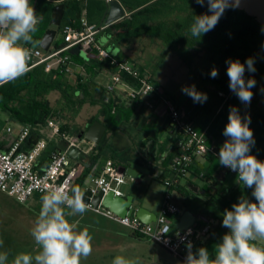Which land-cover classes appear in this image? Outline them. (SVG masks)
Returning <instances> with one entry per match:
<instances>
[{"label":"trees","instance_id":"16d2710c","mask_svg":"<svg viewBox=\"0 0 264 264\" xmlns=\"http://www.w3.org/2000/svg\"><path fill=\"white\" fill-rule=\"evenodd\" d=\"M118 1L129 11V18L125 17L124 19L126 20H121L99 31V34L104 33L109 36L112 45L118 46L126 37L146 33L162 40L167 48L175 52L181 59L183 66L192 69L194 68L192 66L207 68V70L205 69L206 76L203 90L214 99L218 107L215 117L203 120L201 123L202 129L197 128L201 131L207 130L208 145L213 148V152L204 157V159L215 163L216 167L221 168L222 166L218 163V153L220 147L223 145L222 137L223 130L228 123V109L230 108L229 106H236L237 103L235 102L238 99L229 89L228 64L226 61L239 60L243 64L248 58L254 59L256 71L254 73L245 72L244 78L245 81L250 78L256 81V85L251 91L253 95L257 96V102L252 104L253 113L250 117L251 121L254 118L259 120L257 122L259 126L264 127V106H259L262 103L264 105V99H262V95L264 94V50L260 51L264 41V27L246 12L230 8L225 11L213 30L196 39L190 34V25L194 21V16L206 13L211 14L208 12L207 2H205L204 6H201L195 0ZM31 3L35 8L36 14L41 17L40 23L37 26L38 30L33 34V43L37 40H40L41 43L44 34L50 30L49 26L52 14L58 4H64L65 6L63 23L59 28L60 32L66 25H70L74 29L80 27L83 11L88 10L89 4L86 3L98 4L97 10L103 15L101 26L105 24L107 16L108 4L106 0H31ZM165 10H167L166 13L171 14L169 17L161 18L160 15ZM91 16L88 20L90 23L95 24L91 21ZM95 25L98 26L97 24ZM55 45L60 47L62 43H56ZM78 48H81L91 62H99L104 65L90 66L92 71L105 69L111 75H120L123 83L132 87L138 86L139 82L137 79L123 72H117L111 66L110 58L101 55L95 46L87 49L83 47ZM71 56L74 60L80 59V55L71 54ZM134 67L139 69L143 74H147L151 81H154L151 73L145 66ZM213 68L218 70L216 78L210 76ZM246 68L247 65L245 64ZM69 76L60 73L58 70L46 72L44 67L40 66L28 71L15 81L0 86V112L6 114L11 120L17 121L30 129V136L22 146L21 151H28L38 140L47 138L49 123L51 121L60 124L61 133H71L72 127L75 125L68 123L70 117L80 113L83 107L88 104L94 107L98 106L100 110L84 129L79 127L81 130H86L96 121L101 122V118L104 119L101 123L107 127L109 132L117 130L119 123L123 120L122 113L124 109L114 99H108L103 88L100 90V93L92 94V88L89 86V83L93 82L92 80L87 82L79 78L72 81ZM52 93H58L60 96L55 106L50 103L48 98ZM221 94L223 95L221 96ZM191 100L190 97L186 101L174 103L181 109L183 116L195 125V117L199 116L203 110V106L192 104ZM140 102L142 101H135V103ZM242 104L241 102L239 107L236 106L239 113H241ZM62 119L65 120L61 121ZM76 135H79V133ZM105 146L106 142L102 140L95 147L92 154L89 156L85 155L82 158V162L78 161L79 171L73 186L81 187L84 185L90 169H88L87 173H82L80 168H84L85 164H90L91 168L95 167L102 159V149ZM55 147L59 149L57 145ZM251 154L255 155L257 159L264 161V153L261 151L251 148ZM109 162L119 167V164L109 158H106L104 164ZM213 180V175L209 174V178L205 180L206 185L200 188L201 193L187 189L186 194H183L186 199L184 205L187 209L193 208L197 214L205 216L206 219H217L222 222L220 215H223L225 209H230L228 205L237 204L239 200L231 203L217 191V184ZM250 189V192L246 189L244 193L239 192V195L252 202H256L255 198L251 197L253 189ZM213 230V227H211L209 237L206 240L214 234ZM133 236L143 239L135 234ZM206 240H198L196 251L200 247H206L203 243ZM210 242L208 243L210 247L207 249L210 258H214L216 245L219 243L217 241Z\"/></svg>","mask_w":264,"mask_h":264},{"label":"clouds","instance_id":"9594fccd","mask_svg":"<svg viewBox=\"0 0 264 264\" xmlns=\"http://www.w3.org/2000/svg\"><path fill=\"white\" fill-rule=\"evenodd\" d=\"M195 2L201 6L207 2L211 13L194 16L189 31L196 39L213 30L227 9L240 6V0ZM40 19L31 0H0V86L15 81L30 70L32 53L25 45L33 43ZM226 63L229 89L242 103L250 105L251 89L256 81L252 78L245 81L244 74L245 64L247 71H256L254 59L248 58L243 64L239 60ZM210 76L216 78L218 70L213 68ZM181 91L195 103L203 104L208 99L207 94L198 92L195 85L183 86ZM250 123V116L242 118L236 107L229 109L228 123L223 130L228 139L220 147L218 163L237 172V183L252 188L256 202L241 197L239 203L232 205V210L225 209L222 226L229 232L216 245L214 258H210L205 247L193 252L189 241L184 264H264V245L259 243L264 241V161L251 154L255 140ZM84 198L85 193L79 186H72L69 190L57 186L47 191L41 196L42 207L31 230L40 250L35 255L21 252L10 262L9 253L0 252V264H81L82 258L92 254L93 237L88 228L78 230L79 221L69 222L66 216L88 211L89 204ZM66 209L70 211L66 212ZM3 243L0 239V247ZM112 264H138V261L117 255Z\"/></svg>","mask_w":264,"mask_h":264},{"label":"built area","instance_id":"2783aa9c","mask_svg":"<svg viewBox=\"0 0 264 264\" xmlns=\"http://www.w3.org/2000/svg\"><path fill=\"white\" fill-rule=\"evenodd\" d=\"M111 1L106 0L108 5ZM106 27V24H103L99 29L95 24L90 23L86 16H83L78 29H74L70 25L62 28V46L57 47L55 40L47 51L41 46L25 45L32 53L29 61L30 70L43 66L46 72L58 70L62 74L72 75L74 66L70 50L76 47L87 49L95 46L99 31ZM263 50L264 41L260 51ZM99 52L101 55L110 58V64L117 72H123L139 82L137 87H132L123 83L120 75H112L113 81L105 87V93L110 96L119 85H124L128 89V96L132 101H143L148 96H156L167 115L169 128L178 138V155L170 165L169 178L163 181L167 191L156 222L145 224L135 216L120 217L104 207L102 203L98 207L90 203L89 210L129 228L133 234L145 240L160 245L184 263L187 256V243L190 241L192 251L196 252L198 240H206L209 237L211 226L205 225L201 229L192 228L185 233L173 230L171 222L182 211L174 201V190L187 177L196 159L204 158L213 152V148L208 145L207 130H199L189 119L185 118L181 109L159 87L152 83L147 74H143L127 60L111 57L101 49ZM245 72H249L247 68ZM149 108L155 110L157 107L152 104ZM7 130L9 133L13 132L12 128ZM29 136L30 129L23 127L9 151H0V191L15 198L21 204H26L34 195H44L57 186H64L66 190H69L73 186L79 171L78 164L68 154L69 149H80L84 155L89 156L96 147L85 137L79 138L78 135H72L71 133H61L60 124L51 121L47 137L61 139L66 150L55 149L51 151L47 156L46 166L40 168V160L47 152L50 141L48 138H42L28 151H21ZM229 171L238 175L237 172H233L231 169ZM136 180V178L126 172L123 173L119 167L109 162L104 164L100 174L92 176V184L85 188L84 193L91 200L100 193H103L105 197L111 192L116 196L125 197L126 194L123 192L122 187L135 183ZM156 236H159V238Z\"/></svg>","mask_w":264,"mask_h":264},{"label":"crops","instance_id":"0c3cea01","mask_svg":"<svg viewBox=\"0 0 264 264\" xmlns=\"http://www.w3.org/2000/svg\"><path fill=\"white\" fill-rule=\"evenodd\" d=\"M86 4H89L88 10L83 11L82 17L86 16L87 18H90L91 15L96 13L98 4ZM126 17L129 18V11L127 9ZM124 20L126 19H123V21ZM105 36L110 43L109 36H107L106 34ZM110 45L112 44L110 43ZM112 46L114 50H117L119 52L118 56L114 58H118L119 60H127L133 66H145L146 69L151 73L152 79H154L152 83L156 87H159L167 96L166 87L160 81V66H164L162 64L163 59H161V54H158L157 50L159 48H163L162 55L175 56L177 57L175 59H178V61H180L182 65L183 63L175 52L170 51L167 48L166 44L162 40L156 37H152L149 34L141 33L138 36L126 37L120 45ZM95 48L98 50V52L100 49L106 51V49L102 48L99 44L98 35L96 37ZM78 55H83L85 59H72L74 66L72 75L75 76V80L79 78L87 82L92 80L96 85L95 88L91 87L92 94L100 93V90L102 88L104 90L107 86V84L103 83L102 75L111 77L112 75L109 74L105 69H102L100 71H92V68H90V66L104 65L99 62H91L90 59L82 53ZM124 87L126 86L119 85L116 90L112 94H110V96L107 95L104 91L106 97L109 99H114L117 104L124 109V112L122 113L123 120L119 123L117 130L114 132H109L107 130L103 141L106 142L105 148L110 147L111 150H114L113 148L116 147L115 149H119L124 152L125 155L124 158L121 159L122 161H117L114 159V157H108L109 159H113L117 164H119L120 170L122 169V166H128V163L132 161L144 166L151 171L150 175H145L144 178H139L135 183L131 184L136 185L135 187L133 186L131 192H123L126 195H134L140 198L143 201V206L146 207L150 212L158 216L160 213L164 195L167 191L163 184V180L169 178L170 165L172 163V160L178 155V138L169 128L167 115L162 107H157L155 110L150 109L149 106L146 108L147 105L145 104V101H150V105H154L153 98L155 99L156 96H148L142 102L135 103V101H132L129 98L128 89ZM96 108L98 110L97 112L99 113L100 107L97 106ZM3 114L4 113L0 112V118ZM100 120L101 122H103L104 119L101 118ZM12 121L14 120H11L6 114H4L3 123L0 122V151H9L16 139V136L24 127L17 121H14L17 122V125H13L11 123ZM8 128H12L13 132L9 133L7 130ZM227 139L228 138L223 135L222 143H224ZM55 145H57L55 140H52L47 152L40 160V168H44L46 166L48 160L47 156L49 155L48 153L56 149ZM105 151L106 150L103 148L102 154H104ZM74 161L78 164V161ZM121 162L123 163V165ZM97 165L91 168L90 164H85L84 168L80 169L82 173H87L88 169H90V171H88L90 172L88 175L89 177L101 173L104 167V163H102L100 166ZM209 174H212L214 177L213 182L217 184V191L224 197H226L231 203L236 202V200H240L241 195H239V192L244 193L246 189H248V192L251 191L250 188L244 187L242 184H239L237 182L230 184L228 183V175L233 174L229 171V168L224 166H222L221 168L216 167L215 163L209 162L206 159H204V161L197 159L193 163V166L190 168V172L187 177L184 178L180 182V185L174 190L175 203H177L176 197L182 204L186 202L183 194H186L187 189H191L194 192L201 193L200 188L206 185L205 180L209 178ZM144 185H149L150 193H148L147 196L142 197L138 192ZM82 186L80 188H82ZM212 192H214V190H212ZM251 197L254 198L252 195ZM177 205L179 204L177 203ZM228 207L230 208L229 210H232L231 205H228ZM180 208L182 209L181 206ZM189 210L197 214L196 210H194L193 208H190ZM183 212L184 210L182 209L181 214ZM181 214L179 216H181ZM220 217L223 220V215H220ZM205 225H210L214 229V234H212L208 240L203 242L206 246L205 248L210 247V245H208L210 241V243H212L213 241L221 243L224 234L229 232V229L223 227L222 222L218 221L217 219L209 220L205 218V220H199L194 228L201 229Z\"/></svg>","mask_w":264,"mask_h":264},{"label":"rangeland","instance_id":"374dc122","mask_svg":"<svg viewBox=\"0 0 264 264\" xmlns=\"http://www.w3.org/2000/svg\"><path fill=\"white\" fill-rule=\"evenodd\" d=\"M108 11L109 8L107 7V13ZM166 11L167 10H165L162 15H160L161 18L170 16L171 13L168 14ZM175 11H177V9H175ZM177 16H179V14H177ZM102 18L103 15L97 10L96 13L91 16V21L97 24V27L100 29ZM49 28L57 30L55 43H62L63 37L59 31V28L54 27L51 24ZM98 39L99 44L102 48L106 49L107 53H109L112 57L118 56L119 52L113 49V46L110 45L104 33H100L98 35ZM31 45L33 47H39L40 40L35 41ZM162 50L163 48H159L157 50L158 54H161V59H163L162 64L164 65L160 66V81L166 87L167 96L171 100L177 103V101L180 102L190 99L188 95L181 91L183 86L195 85V88L198 92L206 93L203 89L206 76L205 69L207 70V68H201V66L198 68H196V66H192L194 67L193 69L188 68L187 66H183L180 61H178V59H175L177 57L172 55H162ZM71 52L75 54V48L70 50V53ZM79 57L85 59L83 55ZM69 78L72 81L75 80V76L73 75H70ZM102 79L103 83L107 85L113 81L111 76L106 75H102ZM207 97V101L203 104L195 103L193 100H191L192 104H200L203 106V110L198 117H195L194 122L196 127L199 128L202 127L201 123L203 120L214 118L216 115V109L218 106L210 95H207ZM48 98L50 103L55 106L60 96L58 93H52ZM262 99H264V94L262 95ZM153 100L156 107H162L156 98H153ZM149 102L150 101H145V104L147 105L146 108L150 106ZM256 102L257 96L254 94L250 105H246L244 103L242 104L240 110L241 113H239L240 116L242 118L245 116H251L253 113L252 104H255ZM235 103H237L236 106L239 107L241 101L237 99ZM236 106L229 107L231 108ZM259 106L262 107L264 105L262 103ZM97 111L98 110L96 107L89 104L85 105L80 113L70 117L68 123L84 129L87 124L97 115ZM1 116L0 122L3 123L4 114ZM64 120L65 119H62L61 121ZM258 121L259 120L254 118L249 124V127L253 131L255 140V144L252 148H254L256 151H261L264 153V127L259 126L257 123ZM11 123L13 125H17V122L14 121ZM47 138L50 142L55 140L60 150H63L65 147L64 143L59 141V139H50V137ZM115 148H113L114 150H111L110 147H104L106 151L103 154L100 162H98L97 166L105 163L106 158L108 157H114L115 160L122 161L121 159L124 158L125 155L124 152ZM200 160L204 161V158H200ZM227 181L229 184L237 182V175L229 174ZM91 184L92 176H89L81 188L82 191L85 192V188H88ZM131 184L124 185L122 190L125 193L131 192L133 186H136L135 184ZM138 193L142 197L147 196L148 193H150L149 185H144L142 188H140ZM41 196L42 195L36 194L28 203L21 204L15 198L10 197L8 194L0 191V239L4 241L3 246L0 247V252L9 253V262L12 260L14 255L21 252L35 255L40 250V246L35 243V240L31 235V230L34 227L35 220L37 219L38 213L42 207ZM176 202L182 207L184 211L188 210L184 204L178 201L177 197ZM67 211L70 210L66 209V212ZM66 219H68L69 222L79 221L78 230H82L86 227L88 228L90 235L93 237L92 254L86 259L82 258L81 264H112V260L117 255L124 256L130 260L138 261V264H184L160 245L145 239H138L134 237L132 231L129 228L114 222L113 220L104 218L94 211L88 210L82 215L77 214L76 216H66ZM259 243L264 245V241Z\"/></svg>","mask_w":264,"mask_h":264},{"label":"water","instance_id":"95a60500","mask_svg":"<svg viewBox=\"0 0 264 264\" xmlns=\"http://www.w3.org/2000/svg\"><path fill=\"white\" fill-rule=\"evenodd\" d=\"M109 11L106 16V26H111L126 17V9L118 0H112L108 5ZM246 12L249 16L254 17L264 27V0H240V6L235 8ZM65 15L64 4H58L53 11L51 25L60 28L63 23ZM57 36L56 29L48 30L41 40L40 46L44 50H49ZM75 54H84L81 48H75ZM71 54H73L71 52ZM89 86L95 88L96 85L93 82L89 83ZM107 127L100 121L94 122L86 130L80 132L79 126H73L71 130L72 135L79 133V138L85 137L89 142L98 146L105 134ZM66 150V147L63 148ZM69 156L79 162H82V158L85 156L80 149L71 148L68 151ZM121 171L126 172L128 175L139 179L144 178L145 175H150L151 171L144 166L130 161L128 166H122ZM85 202L92 203L95 207H98L101 203L104 207L108 208L114 214L120 217L135 216L145 224H152L157 221L158 216L150 212L146 207L143 206V201L134 196L126 195L125 197L116 196L113 192L109 193L104 197L103 193L95 196L92 200L89 196L85 195ZM199 220H205V217L200 214H195L191 210L184 211L181 216L173 219L171 227L173 230L180 233H185L187 230L195 227Z\"/></svg>","mask_w":264,"mask_h":264},{"label":"flooded vegetation","instance_id":"af4514ba","mask_svg":"<svg viewBox=\"0 0 264 264\" xmlns=\"http://www.w3.org/2000/svg\"><path fill=\"white\" fill-rule=\"evenodd\" d=\"M81 130V129H80ZM82 131V130H81Z\"/></svg>","mask_w":264,"mask_h":264}]
</instances>
